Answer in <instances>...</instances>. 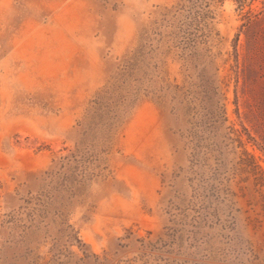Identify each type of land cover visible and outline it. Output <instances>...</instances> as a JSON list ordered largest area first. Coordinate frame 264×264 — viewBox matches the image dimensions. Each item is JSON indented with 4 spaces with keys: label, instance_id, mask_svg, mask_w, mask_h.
<instances>
[{
    "label": "rangeland",
    "instance_id": "374dc122",
    "mask_svg": "<svg viewBox=\"0 0 264 264\" xmlns=\"http://www.w3.org/2000/svg\"><path fill=\"white\" fill-rule=\"evenodd\" d=\"M0 264H264V0H0Z\"/></svg>",
    "mask_w": 264,
    "mask_h": 264
}]
</instances>
